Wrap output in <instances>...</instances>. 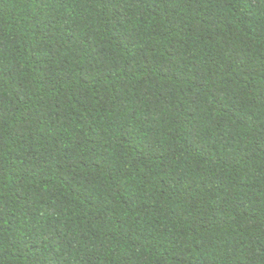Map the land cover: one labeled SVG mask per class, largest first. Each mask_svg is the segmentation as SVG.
Masks as SVG:
<instances>
[{"label": "trees", "instance_id": "16d2710c", "mask_svg": "<svg viewBox=\"0 0 264 264\" xmlns=\"http://www.w3.org/2000/svg\"><path fill=\"white\" fill-rule=\"evenodd\" d=\"M0 264H264V0H0Z\"/></svg>", "mask_w": 264, "mask_h": 264}]
</instances>
